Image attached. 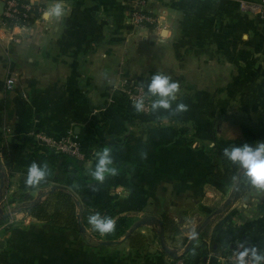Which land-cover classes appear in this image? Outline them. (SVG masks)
I'll return each instance as SVG.
<instances>
[{
  "label": "crops",
  "instance_id": "1",
  "mask_svg": "<svg viewBox=\"0 0 264 264\" xmlns=\"http://www.w3.org/2000/svg\"><path fill=\"white\" fill-rule=\"evenodd\" d=\"M23 1L33 6L29 25L0 28V264H174L189 253L190 264H220L238 243L264 263V189L243 169L231 185L212 179L204 146L215 136L244 138L246 125L264 137V0H149L154 21L140 27L138 0H66L68 14L51 21L42 12L53 0ZM156 73L180 86L159 108L170 119L135 121L127 86L148 87ZM109 133L120 140L117 171L103 182L89 174L95 155L78 178L43 139L87 148ZM33 162L48 174L27 185ZM55 190L73 196L79 229L27 211ZM109 199L134 218L129 233L147 240H108L83 222L86 206ZM164 213L178 234L163 229Z\"/></svg>",
  "mask_w": 264,
  "mask_h": 264
},
{
  "label": "trees",
  "instance_id": "2",
  "mask_svg": "<svg viewBox=\"0 0 264 264\" xmlns=\"http://www.w3.org/2000/svg\"><path fill=\"white\" fill-rule=\"evenodd\" d=\"M31 21V20H30ZM135 121L138 122H147L155 123L161 122L165 118L170 117L163 112H160V109H153L148 113L137 110L135 107ZM135 124V122H133ZM107 123L103 124V129L106 130ZM245 137L237 139H225L214 137V142L209 145H204L206 152L211 156L215 162L210 168L209 176L217 182L223 183L225 185L233 184L237 175L241 172V168L238 167L235 163L228 160L224 156V149L229 148L233 145L244 144V143H255L257 140H263L264 137L254 126H245ZM110 137V140L107 139ZM105 137L104 140H96L91 147H80V150L84 152L86 158L85 160L79 159L75 155L61 153L66 159L69 165L73 166L77 170V177L82 178L86 172L85 161L96 154L97 151L102 150L104 147H111L120 142L116 137L109 133V136ZM215 145L210 147V145ZM95 147V151H94ZM91 175V173L89 172ZM242 178L247 181L245 172L242 174ZM86 191V190H85ZM21 199L31 198L29 194L19 195ZM27 211L29 214L34 217L42 220H46L51 225L57 227L60 230H71L79 229V220L76 214L75 201L71 194L62 191L55 190L49 193L47 199L44 202L35 203L28 207ZM100 213L104 216H109L115 220V230L111 233L105 234V238L108 240H117L125 236L134 226L135 220L132 216L122 212L117 204L113 200H103L98 202L96 205H88L83 211V222L88 225V217L91 214ZM161 222L163 229L166 232L172 234H178L180 228L174 218H172L168 213H164L161 216ZM95 234H99L95 231ZM128 238L132 244L138 246L141 242H144L148 239L147 236L133 230L129 233ZM138 243V244H137ZM189 257L186 259L187 262L192 263L194 260V254L189 253Z\"/></svg>",
  "mask_w": 264,
  "mask_h": 264
},
{
  "label": "clouds",
  "instance_id": "3",
  "mask_svg": "<svg viewBox=\"0 0 264 264\" xmlns=\"http://www.w3.org/2000/svg\"><path fill=\"white\" fill-rule=\"evenodd\" d=\"M70 11V6L66 0H53L42 12L46 20H55L66 16ZM179 83L173 81L168 75L156 73L152 76L148 84V95L154 97L151 102L153 109L160 107L169 108L176 100V94L179 91ZM137 110H143L145 107L144 98L141 97L134 101ZM187 105L179 103L177 110H185ZM215 145H210L214 147ZM224 156L238 167L244 170L247 181L259 189H264V140H257L253 143H244L233 145L224 149ZM95 167L89 169L91 176L103 182L109 174H115L117 169L114 166L112 157V148L104 147L95 154ZM48 174L47 166L33 162L27 170L25 183L27 185H37L46 178ZM88 223L92 230L100 235L111 233L115 230L116 224L112 217L104 216L100 213L91 214L88 217Z\"/></svg>",
  "mask_w": 264,
  "mask_h": 264
},
{
  "label": "built area",
  "instance_id": "4",
  "mask_svg": "<svg viewBox=\"0 0 264 264\" xmlns=\"http://www.w3.org/2000/svg\"><path fill=\"white\" fill-rule=\"evenodd\" d=\"M4 2L3 5V12L0 19V28L2 29H9L13 25H21L27 26L29 25L30 18L33 14V6L32 4L23 1V0H0ZM149 0H138L134 11H133V22L136 26H144L148 22H153L154 19L150 14L147 13V3ZM11 41H16L15 37L11 38ZM15 84V78L10 77L7 79V86L8 88H12ZM138 86H132L127 90V93L130 95L132 100L139 99L141 97L144 100H147L146 92L142 89H139ZM133 101V102H134ZM145 102V101H144ZM151 108L145 105L142 112L148 113ZM45 142L51 145L54 150L59 153H66L77 156L81 160H85L86 156L84 152L80 150V146L77 142L70 138H63L60 140H55L51 137H43ZM14 218L12 217L11 221L13 222ZM2 228H0V233ZM1 238V237H0ZM174 264H190L186 261L184 257L178 258L175 260ZM220 264H264L261 261H256L253 259L251 253H249L243 243H238L234 246L231 254L223 258Z\"/></svg>",
  "mask_w": 264,
  "mask_h": 264
},
{
  "label": "rangeland",
  "instance_id": "5",
  "mask_svg": "<svg viewBox=\"0 0 264 264\" xmlns=\"http://www.w3.org/2000/svg\"><path fill=\"white\" fill-rule=\"evenodd\" d=\"M149 24V23H148ZM132 86H138V88L139 89H142V90H144L145 92H146V95H147V100L145 99L144 101V103H145V105L149 108H152L151 107V102H152V100L154 99V97H151L150 95H148V87H146V86H144V85H141V84H130L129 86H127V90L129 89V88H131ZM138 89V90H139ZM128 96L130 97V95L128 94ZM132 101H134V100H132ZM134 106V105H133ZM165 121V123H167L169 120L168 119H165L164 120ZM178 126H181L182 128H184L185 130L187 129V127H185L184 125H182V124H180V125H178ZM183 129V130H184Z\"/></svg>",
  "mask_w": 264,
  "mask_h": 264
},
{
  "label": "water",
  "instance_id": "6",
  "mask_svg": "<svg viewBox=\"0 0 264 264\" xmlns=\"http://www.w3.org/2000/svg\"><path fill=\"white\" fill-rule=\"evenodd\" d=\"M3 5H4V2H2V4L0 5V12L2 13L3 12ZM80 225H82V222L79 221ZM4 236H5V233L4 232H1L0 233V248H4V245H5V240H4ZM128 234L125 236L127 237ZM246 250L249 252L251 251V246L250 244L247 245V248ZM253 259L258 261L260 259V253L258 252H254L253 255H252Z\"/></svg>",
  "mask_w": 264,
  "mask_h": 264
}]
</instances>
